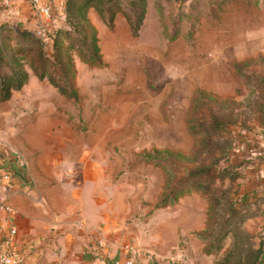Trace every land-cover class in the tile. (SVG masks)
I'll return each mask as SVG.
<instances>
[{
	"label": "rangeland",
	"instance_id": "rangeland-1",
	"mask_svg": "<svg viewBox=\"0 0 264 264\" xmlns=\"http://www.w3.org/2000/svg\"><path fill=\"white\" fill-rule=\"evenodd\" d=\"M54 12L58 28L72 27L65 5ZM87 15L100 63L87 30L73 28L68 66L52 57L48 67L65 91L30 71L24 91L0 101V147L99 161L108 185L135 196L149 219L163 189L178 186L165 207L172 224L150 230L162 251L178 244L181 264H259L262 221L245 222L260 204L241 191L264 175V0H107ZM42 43L51 54L52 41ZM157 160L171 164L169 186L148 163Z\"/></svg>",
	"mask_w": 264,
	"mask_h": 264
},
{
	"label": "crops",
	"instance_id": "crops-1",
	"mask_svg": "<svg viewBox=\"0 0 264 264\" xmlns=\"http://www.w3.org/2000/svg\"><path fill=\"white\" fill-rule=\"evenodd\" d=\"M45 1L54 12L61 10L66 0ZM6 22L31 30L39 25L33 9L20 0L13 6L0 8V24ZM58 23L56 17L57 28ZM28 84L17 92H23ZM3 147H0V156ZM41 149L18 148L28 159L27 171L33 187L25 193L17 191L11 198L20 212L16 224L26 260L32 264H112L123 262L126 252L135 249L139 251L138 264H174L170 262L174 258L178 264L183 262L178 244L162 251L161 235L150 231L152 227H169L176 212L161 208L149 219L143 215L144 210L135 196L117 195L121 186L108 185L101 162H66ZM259 172L264 173V167ZM247 184L249 187L242 188V194L257 198L254 200L260 208L245 223L262 221L255 238L258 246L263 245L259 264H264V175L250 178ZM49 233L52 238L44 250L37 252L38 246L30 249L29 242L38 244L37 239Z\"/></svg>",
	"mask_w": 264,
	"mask_h": 264
},
{
	"label": "trees",
	"instance_id": "trees-1",
	"mask_svg": "<svg viewBox=\"0 0 264 264\" xmlns=\"http://www.w3.org/2000/svg\"><path fill=\"white\" fill-rule=\"evenodd\" d=\"M107 0H66L65 1V12L68 17V23L72 27L66 28H56L52 32V44L51 54L44 52V44L42 39L36 36L32 31H24L11 27L8 23L0 24V101H7L12 97L14 91H19L24 87L30 78V71L36 75L38 78L50 77L52 78L53 84L59 89L60 92H64L65 88L61 87L59 83L53 76V72L48 69L50 64V59L54 57L56 64L63 62L65 66H68V63L71 61L70 55L67 56L68 49L72 46L69 37L74 31L79 27L87 30L84 33L85 37H90L91 46L89 51L93 55L94 59L100 63L99 48L97 45L96 31L95 28L91 25L88 18V10L90 8H102V4ZM143 1V0H142ZM111 7V6H110ZM108 7L107 10L110 11L111 8ZM144 10L142 9L138 15V21L133 23L134 30L138 29L141 20L143 18ZM113 16V15H112ZM75 18V19H74ZM111 19V17H110ZM56 33H61L62 36L60 39L55 38ZM68 42H65L67 41ZM66 43V44H64ZM68 57V62L65 60V57ZM63 57L64 59H62ZM92 57V56H91ZM71 96L76 97V92L71 88ZM152 157H150L151 160ZM153 165H158L165 176L168 175L167 185L169 186L173 181L172 170L169 168L171 166L170 162L164 161L160 163V160L156 162H148ZM160 163V164H159ZM205 171V170H204ZM203 168H200L194 172L193 176H202L205 172ZM208 173V171H206ZM210 176L214 175V172L209 170ZM208 175V174H207ZM236 179L239 177L238 173H235ZM234 177V176H233ZM234 179V178H233ZM203 185L201 182H195L192 186L189 187L190 191L192 188L197 189L196 187ZM180 188L176 186L171 188V190L163 189L162 193L157 198L156 208H165L173 205L176 200L180 197L179 192ZM196 193L202 194L200 191L193 190ZM189 192V191H187ZM250 217V216H249ZM262 254V253H260ZM260 258L258 259V263Z\"/></svg>",
	"mask_w": 264,
	"mask_h": 264
},
{
	"label": "built area",
	"instance_id": "built-area-1",
	"mask_svg": "<svg viewBox=\"0 0 264 264\" xmlns=\"http://www.w3.org/2000/svg\"><path fill=\"white\" fill-rule=\"evenodd\" d=\"M19 0H0V8L13 6ZM28 4L36 14L39 25L34 30L36 36L45 42L52 41V32L56 25V17L45 0H20ZM51 33V35H50ZM27 160L16 149L4 150L0 156V264H32L26 260L18 236L16 220L19 210L12 204L13 195L30 191L33 181L28 176ZM17 188V190H16ZM52 233V232H51ZM51 233L29 242L30 249L36 248L41 252L46 243L51 241ZM123 262L114 261L112 264H138V250H128Z\"/></svg>",
	"mask_w": 264,
	"mask_h": 264
}]
</instances>
